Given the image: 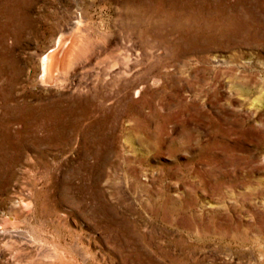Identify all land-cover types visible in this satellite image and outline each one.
<instances>
[{
    "label": "rangeland",
    "instance_id": "374dc122",
    "mask_svg": "<svg viewBox=\"0 0 264 264\" xmlns=\"http://www.w3.org/2000/svg\"><path fill=\"white\" fill-rule=\"evenodd\" d=\"M0 264H264V0H0Z\"/></svg>",
    "mask_w": 264,
    "mask_h": 264
},
{
    "label": "bare ground",
    "instance_id": "6f19581e",
    "mask_svg": "<svg viewBox=\"0 0 264 264\" xmlns=\"http://www.w3.org/2000/svg\"><path fill=\"white\" fill-rule=\"evenodd\" d=\"M79 23H80V22H79ZM68 39H69V38H68ZM76 48H77V47H76ZM60 50H61V49H59L58 52H57V54H56V57H55V61H54V63H53V64H52L51 62L48 63L49 66H47V67H50L51 65L54 66V64H55V65H58V64H57V63H58L57 60H59V56L57 57V55L59 54ZM74 52H75V51H74ZM63 53H64V52H63ZM74 55H75V54H74ZM62 56H63V55H62ZM57 58H58V59H57ZM73 58H74V57H73ZM50 59H51V58H50ZM61 59H62V58H61ZM61 59H60V62L62 61ZM66 59H67V58H66ZM70 62H71V61H70ZM48 64H46V65H48ZM61 65H62V64L60 63V66H61ZM126 65H127V64H126ZM53 66H52L51 68L54 69L55 66H54V67H53ZM63 67H64V66H63ZM51 68H50V71H51ZM59 68H60V67H59ZM47 69H48V68H47ZM55 69H56V67H55ZM48 72H49V71H48ZM48 72H47V73H48ZM51 72H53V71H51ZM54 74H55V73H54ZM49 75H50V73H49ZM50 76L52 77V74H51ZM47 77H48V76H47ZM53 77H54V75H53Z\"/></svg>",
    "mask_w": 264,
    "mask_h": 264
}]
</instances>
